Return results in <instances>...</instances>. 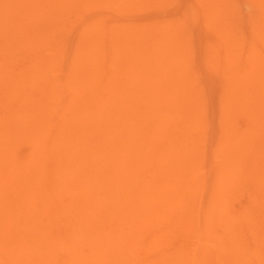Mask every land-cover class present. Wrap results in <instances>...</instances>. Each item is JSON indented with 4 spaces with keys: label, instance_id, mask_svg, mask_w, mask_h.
Here are the masks:
<instances>
[{
    "label": "bare ground",
    "instance_id": "6f19581e",
    "mask_svg": "<svg viewBox=\"0 0 264 264\" xmlns=\"http://www.w3.org/2000/svg\"><path fill=\"white\" fill-rule=\"evenodd\" d=\"M59 1L0 0V264H185L183 244L174 240L195 226L205 237L211 235L212 222L221 223L229 236L224 238V245L226 239L227 245L237 241L239 234L231 232L236 218L229 208L230 184L237 192L241 184L255 178L248 177L253 171L242 177L245 163L237 164L242 160L239 155L247 151L254 156V160L250 158L256 162L254 167L264 165V49L256 50L257 42L264 48L263 13L262 22L258 20L260 25L251 22L255 28L249 27L259 40L252 39L257 43L255 49V42L250 39H246L247 43L241 38L240 43L236 41L239 38H235L236 42L231 38L236 53L229 55L233 70L230 77L227 74L231 78L227 84L232 96L229 94L225 107L232 111L230 114L225 110L229 116L219 144L222 152L214 170V188L197 219L193 210L197 187L189 185L187 176L190 168L196 169V161L202 160L197 156L200 137L195 139L190 133L197 126L188 112L191 114L194 103L182 101L181 89L174 85L188 90L180 73L181 82L177 79L171 83L170 74L164 70L166 65L169 68L167 56L152 55L159 52L158 45H154L155 52L146 51L157 60L146 56L145 63L141 58L144 65L137 63L141 72L136 63L124 58L129 64L127 69L119 73L117 67L115 75H110L106 66L98 69V63L91 62H73L70 69L51 75L52 58L42 55L36 35H41L40 43L48 41L50 32L44 30L42 34V29L52 25L50 30L55 20L59 21L57 8L62 0ZM66 3L70 5L71 0ZM244 50H248L244 55L253 69L239 75L235 62L242 61ZM129 58L128 61L132 59ZM19 63L21 68H14ZM237 65L241 68L240 63ZM92 72L94 76L89 74ZM185 74L188 79L189 73ZM103 76L107 78L105 85ZM86 77L92 82L85 81ZM146 77H154V82ZM68 89L71 96L67 95ZM235 107L239 109L236 111ZM239 117L243 126L237 121ZM17 143L28 147L26 155H19ZM259 171L263 176L264 171L260 172L262 175ZM252 180L249 187L262 191L260 184L264 182ZM260 197H253L255 201L251 203L259 205ZM263 205L256 207L258 214ZM237 215L241 222L243 217ZM258 223L252 224L255 229L259 228ZM255 242L247 247V258H259L254 250H264L257 249ZM227 245L218 241L211 248L222 253ZM239 246L240 250L229 245L228 251H236L233 256L226 250L225 256L234 260L232 264H243V260L247 264L251 257L245 258L247 262L239 260V252L246 250L244 242ZM249 249L254 253L248 256ZM260 257L263 262L264 257ZM253 261L251 264H255Z\"/></svg>",
    "mask_w": 264,
    "mask_h": 264
},
{
    "label": "rangeland",
    "instance_id": "374dc122",
    "mask_svg": "<svg viewBox=\"0 0 264 264\" xmlns=\"http://www.w3.org/2000/svg\"><path fill=\"white\" fill-rule=\"evenodd\" d=\"M63 1H65V3H63ZM66 2H68V0H62L60 2L58 6L59 8H57L60 15V17L58 18L59 21L55 20L53 24V28L49 30V28L52 26L50 25L47 26V30L42 29V34H44L45 31L50 32V38H48V41L51 40L53 42L46 41V43L44 44L45 42L44 41L40 43V41L42 40L41 35L40 34L36 35L38 36V41H36L37 44L39 42L37 47L40 46L39 48L42 51L41 52L42 55L44 54L43 56H45L46 58L48 57L49 59L52 58L53 63L52 61L51 63L54 65V68L52 71L53 73H51V75H53L54 73L56 75L59 74V70H61L62 72L64 68L70 69L73 62L76 63L88 62V64L90 62L98 63L97 66L98 69L104 70V66H106L105 70L107 69L108 72L110 71L109 72L110 75H115L116 72H114V69L117 70V67H118V72L120 71L119 73L125 72V69H127L126 67L129 65V64L127 65L126 62L132 64L136 63L135 66L139 67L138 65L140 64L144 65L141 61V58H143V60L146 56L148 58L149 57L154 58V56L157 53V56L160 54L159 55L160 57H162L161 56L162 54H165V57L167 56V59L169 61L168 62L169 68H166L168 67L166 65L164 70L167 69L166 75L169 76L170 74V77L173 74L171 78L167 76L171 80V83L174 84L175 83L174 81L178 82L181 76L182 84H184L183 86L187 87L188 90H185V88L180 86V84L175 83L174 85L180 87L179 89H181V91L179 90L180 91L179 95L182 94L181 95L182 101L194 103L193 105L191 104L194 107V108L191 107L192 108L191 114L190 111L188 112L189 115L191 116L190 118L192 122L197 124V126L196 127L194 126L190 133L194 135V136L192 135L194 138L196 137L197 139H199L198 137H200L199 139L200 142L198 143V146H200L199 147L200 152H198L197 156H199L200 158L199 160L201 159L202 160L201 161L197 160L198 162L195 160L197 165L194 166L193 168L196 169H193V171H191L192 168H190L189 172L191 173H189L187 176V181L189 182V185L195 184V187H197V189L195 188L197 192L195 195V201L193 206L194 218H197L200 210L201 209L203 210L204 207L208 204L207 199H209L210 193L214 188V182H213L214 170L221 160V152H222L221 151L222 147H219V144L222 141L221 137L224 134V130H225L224 128L226 125L227 116H229L227 113L230 112L231 114L232 111V109H230L229 111L228 109L229 106L228 108H226L227 106L225 107V105L229 103L228 98L231 95V93H229L230 95L228 94V92H230V88H229L230 85H228L229 83L227 84V82L231 80V78L229 79V77L230 74H232L231 71L233 70V69L231 70L232 67L229 64V62L231 61L230 59H232V57L230 58V56L232 55V53L233 54L236 53L235 52L236 50L234 51L232 49L231 44L233 45L234 42L236 41L240 42L241 38H244L245 42L247 43H249V41L252 39L258 38L255 33L254 36V34L251 32V30H253L255 27H253L250 24L251 22L252 23L254 22L255 24L253 25L257 26L260 23L259 21H261V19L264 18V17L262 18V16L260 15L261 13H263L262 15H264V11H263L264 6L262 7L260 6V2L262 4L263 1L262 0H71V4L69 3L70 5H68ZM65 7L67 8V12ZM62 10L64 13H62ZM56 16L58 17V15ZM37 23H40V21H38ZM250 26L253 27L251 30L249 28ZM248 35L250 36L252 35L253 38H250V36ZM231 38H233L232 41L234 40L233 43L231 41ZM235 38L236 39L239 38V40L235 41ZM246 39L247 40L250 39V40L246 41ZM252 41L253 43L255 42L254 40ZM257 43H258V47L255 46ZM257 43L255 42V44L252 45L253 48L256 47V50L260 49L262 51V49H264L261 46L262 44H260V42ZM45 45L46 48H44ZM154 45H158V46L156 47ZM246 46H249L248 48L252 49V47L250 48L249 44H246L245 47ZM152 47L153 48L156 47L157 50L159 49V52L158 51L155 52L154 50L156 49H153ZM128 48L130 49L129 50L130 53H133L132 55L129 53ZM161 48L162 51H160ZM146 49L147 50L149 49L150 51L153 50V52L155 53L153 54L152 51L151 53L154 56L153 57L148 56V54L150 55L149 53L150 51H146ZM246 49L247 48H245V50ZM248 50L243 52V55L248 53ZM142 51L143 52L145 51L144 52V54H146L145 56ZM135 52H137L138 54ZM127 56L130 57L129 59L132 58L133 61L135 62L133 61L130 62L132 59L128 61ZM157 56L155 57L157 58ZM117 57L119 59L122 58L123 60L121 61V59L119 60ZM245 57L246 55H244L242 59L243 62L239 61L241 59H238L237 60L238 62H235L237 69L239 68L238 69L239 75H244L252 71L253 69V66L249 65ZM124 58L126 62L124 61ZM156 58H154V60H157ZM244 60H246L247 63H245ZM121 62L123 63L121 64ZM143 62L147 63V59L144 60ZM137 63L139 64L137 65ZM238 63H240L241 68H243L242 71H240L241 68L239 65H237ZM21 64L22 63H19L18 64L19 66L16 65L14 66V68L20 69ZM132 64H131L132 69H135L133 68L134 65ZM113 65L116 66V68H114ZM108 67H110L111 69L110 68L108 69ZM138 69L140 70V67ZM111 71H113V73ZM184 72L185 73L187 72V74L189 73V75H187L189 77L188 79L185 77L186 74ZM183 73H184V78L186 79L183 78L182 76ZM89 74L94 76V72ZM143 74L141 75L142 77ZM227 74L229 77H227ZM152 75H154V73ZM152 75H150L149 77L151 78ZM106 79H107L106 76H103L104 85L107 84ZM154 79L155 78L152 77V79L148 80L146 77V80L149 81L150 83L154 82L153 81ZM177 79L179 80L177 81ZM85 81L92 82V79L86 77ZM147 81L146 83H149ZM223 82L224 84H222ZM156 85L161 86L162 84L160 85L159 83H157ZM66 92L65 93L68 96L72 95L69 89L66 90ZM226 97L228 99V102H226ZM27 103L30 102L27 101ZM27 103L26 105H28ZM19 105H16V107H19L20 109L21 106ZM233 109L237 111L239 108L235 107ZM225 110H227V113L225 112ZM240 117L237 119V121L240 123V126L241 125L243 126L244 121ZM17 145L18 148L21 149V151H19L20 156H24L25 153L27 154L29 149L26 145H25L26 148L24 147V144H22L23 145L22 146L17 143ZM246 153L247 151L244 152L243 154L246 156L248 154ZM249 154L246 157H244V155L243 156L239 155L242 158V160L237 161L235 160V157L234 160L237 161V164L240 162L242 164L245 163L243 170H241L242 175L246 173L247 176L249 173H251L250 171H253L255 175L252 173L253 175L249 174L251 176L248 177H255V178H250V181L247 180L249 182H245L244 183L245 185L241 184L240 186L241 188L237 190V192L234 190L235 188H233V186L230 184V187H232L230 191L232 193L230 196L231 198L228 197L230 198L229 200L230 201L229 204L231 206L229 207L230 212L233 211L236 215L235 216L234 213L232 212L234 219L236 218L235 220L238 221L237 214H240L241 217H243V219L241 218L242 219L241 222L234 221L232 225L233 229L231 230V232L234 234H239L238 235L239 237L237 235L235 236L238 237V240L237 241L234 240V242L229 243V245H232V248L235 247L234 249H236L237 247L238 250H240L239 245L241 242L242 243L244 242L246 250L244 251L241 250L239 252L240 255L237 254L238 251L235 254V257L238 255L239 258L238 257L237 258L239 260H243L247 258L246 256L248 253L247 252L248 248L251 245V243H252L251 246L254 245V242L256 241V238H258V236L264 239L263 237L264 209L262 211L259 210L261 211L260 212L261 214L257 213L258 210L257 208H259V206H262V203H264V189H263L264 185H262V183L260 184L262 191H259L252 186H251L252 188L249 187L250 186L249 184L251 183V179L253 180L256 179L257 180L256 182L258 183L264 182V179H262V177L264 178V175L260 176L257 173L259 169H260L259 173L261 171L263 173L264 167L262 166L264 165H261L259 169L257 167H254L256 163L253 161L254 156H251V153ZM250 158L253 160H250ZM243 159L245 160L243 161ZM247 161L248 162L251 161L250 162L251 164H249ZM248 165H250V167L253 166L257 174L254 172L253 168L248 167ZM242 177L245 176L243 175ZM254 185L257 186L256 184ZM245 186H247V188L249 187L248 190L247 188H245L244 190L243 187ZM254 189L257 191H254ZM250 190L254 191V194H251L252 192ZM256 195L262 196L260 197L262 199L258 198L259 200L262 201L261 203H259V205H253V203H251L253 202L252 200H254L253 197H259ZM257 201L256 204L258 203ZM254 208H256L255 211ZM198 209L199 211L197 212ZM249 209L251 210L253 209V210L251 211ZM248 214L251 216H249ZM240 215H239V219H240ZM247 216L249 217L250 221H248ZM197 219H195V223ZM245 219H247V221L250 222V225H248ZM254 221L257 223L259 222L258 229H255L256 226L254 227L252 225L255 224ZM238 223H240L241 225H239ZM196 228L197 226L193 227L192 230L191 229L188 230L190 232L185 233L182 236H179V240L178 239L174 240L175 242L179 241L178 244L179 243L183 244L182 247L184 250V255L186 257L185 264H228L229 256L227 255L225 256V253L227 252L228 254L231 253L233 254L234 251L236 250L233 249L234 250L233 252L227 250V247L229 246L227 245L228 242L227 239L229 236L225 235V230L222 224L217 222H212L211 235H207L206 237L205 235H203L202 232H198L200 231L199 228L197 229ZM261 231L263 232L262 235H261ZM246 232L247 233L250 232L249 235ZM250 234H252L253 236H251ZM250 236L253 240L250 238ZM226 237L227 239L225 240V245L227 246L223 247L222 249L224 250L225 248V251L226 250L227 251L226 252L223 251L222 253L214 252L211 246H215L216 244H218V241L219 243L222 242L223 246H225L223 241L224 238ZM262 238L260 239L262 240ZM246 239L248 240V246ZM260 239L258 238L257 240V246L255 242V246L257 249L261 247H262L261 249L264 248V242L260 241ZM259 241L262 243H260ZM206 248L208 249L206 250ZM228 248L229 250H231V247ZM241 248L244 247L241 246ZM249 251L250 252L248 256L250 255L252 250L249 249ZM254 252L259 253V254L258 253L255 254L256 256L260 255L264 257V254H262L264 253V250L262 251L254 250ZM260 256L259 258H256L255 256L250 255L249 256L251 257L250 261L247 262V260L245 259V262H247V264H251L253 260H256L255 264H264V261L262 262L263 258ZM249 257L247 258L248 260ZM219 258H221V260L223 259L222 262ZM27 260L28 258L25 261ZM233 261L234 260L231 258L229 264L235 263ZM243 264H244V260H243Z\"/></svg>",
    "mask_w": 264,
    "mask_h": 264
}]
</instances>
